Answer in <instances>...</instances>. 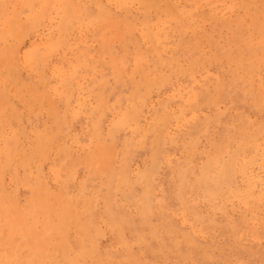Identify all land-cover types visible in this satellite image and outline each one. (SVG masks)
Masks as SVG:
<instances>
[{
    "label": "rangeland",
    "instance_id": "374dc122",
    "mask_svg": "<svg viewBox=\"0 0 264 264\" xmlns=\"http://www.w3.org/2000/svg\"><path fill=\"white\" fill-rule=\"evenodd\" d=\"M0 264H264V0H0Z\"/></svg>",
    "mask_w": 264,
    "mask_h": 264
}]
</instances>
